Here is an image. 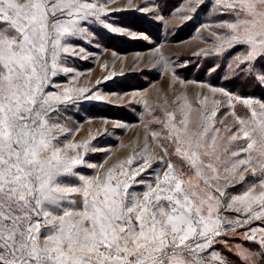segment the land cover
Segmentation results:
<instances>
[{
	"label": "snow or ice",
	"instance_id": "obj_1",
	"mask_svg": "<svg viewBox=\"0 0 264 264\" xmlns=\"http://www.w3.org/2000/svg\"><path fill=\"white\" fill-rule=\"evenodd\" d=\"M217 3L234 20L221 25L231 34L215 51L245 46L237 59L256 79L264 0ZM106 11L90 0H0V264H231L217 238L238 229L245 240L259 236V252L237 247L241 264H257V256L264 264V102L256 101L257 111L244 99L249 118L220 136L215 109L190 127L192 104L184 98L165 114L166 169L154 168L145 143L103 174H81L78 166H97L76 151L82 145L61 141L62 111L102 97L50 89L58 72L71 71L62 67V54H77L71 38L86 35L88 22Z\"/></svg>",
	"mask_w": 264,
	"mask_h": 264
},
{
	"label": "rangeland",
	"instance_id": "obj_2",
	"mask_svg": "<svg viewBox=\"0 0 264 264\" xmlns=\"http://www.w3.org/2000/svg\"><path fill=\"white\" fill-rule=\"evenodd\" d=\"M90 2L104 4L107 11L100 14L99 21L88 22L86 35L71 38L77 54H62V67L71 71L58 72L50 89L85 88L89 92L84 95L102 97L70 102L62 111L61 124L67 130L61 141L82 145L76 151L84 156L86 164L97 166H78L82 175L103 174L134 151L142 152L145 143L154 168L166 169L168 156L161 148L169 145L163 128L165 114L175 112L184 98L192 104L190 127L195 128L206 112L210 115L215 109L214 122L220 136L229 135L226 128L239 127L237 118H249L251 109L243 103L244 99H252L253 107L260 111L256 101L264 102V95L254 91L264 94V82L259 79L264 61L256 65L253 79L252 73L241 71L245 65L237 59L246 55L245 46L215 51V46L231 34L221 25L234 20L217 0ZM109 24L122 31L113 32L107 27ZM153 132L158 134L155 139ZM157 157L164 163L157 164ZM173 162L179 167L175 157ZM245 176L250 178V171ZM151 177L149 170L143 179L148 181ZM221 213L224 214L223 209ZM226 215L235 218L231 213ZM217 240V251L231 264H241L236 254L238 246L260 251L259 236L256 241L245 240L243 229L237 233L228 231ZM260 259L256 257L257 264Z\"/></svg>",
	"mask_w": 264,
	"mask_h": 264
},
{
	"label": "trees",
	"instance_id": "obj_3",
	"mask_svg": "<svg viewBox=\"0 0 264 264\" xmlns=\"http://www.w3.org/2000/svg\"><path fill=\"white\" fill-rule=\"evenodd\" d=\"M254 93H256L258 95H264L262 92H259L258 90L254 91Z\"/></svg>",
	"mask_w": 264,
	"mask_h": 264
}]
</instances>
